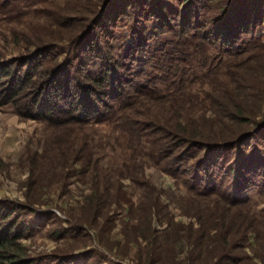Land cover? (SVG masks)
<instances>
[{
    "label": "rangeland",
    "instance_id": "374dc122",
    "mask_svg": "<svg viewBox=\"0 0 264 264\" xmlns=\"http://www.w3.org/2000/svg\"><path fill=\"white\" fill-rule=\"evenodd\" d=\"M162 1L161 27L187 36L185 26L195 19L192 0ZM222 2L201 1L196 27L206 18L232 10L225 5L227 0ZM153 4L151 0H0V65L13 61L0 83V93L17 86L25 76L28 57L40 48L56 45L58 54L52 60L43 53L36 56L43 58L42 66H54L61 59L69 64L67 50L77 37L104 52L109 44L111 51L105 56L111 62L133 57L124 72L115 69L114 86L135 77L132 71L139 74L122 88L127 105L121 109L114 101L121 121L115 117L98 124L61 121L50 125L27 117V112L19 114L10 103L0 105V202L10 203L14 211L19 206L41 214H29L33 233L17 241L27 256L42 258L39 264H57L52 256L65 254L68 257L60 264H264V191L255 193L261 182L253 181L246 193L249 202L229 203L225 169L236 161V149L224 153L214 177L217 193L228 201L190 178L193 163L208 153L206 149L190 150L186 173H172L170 165L176 162L165 165L171 160L166 157L169 151L178 160L191 142H209L216 132L229 130V124L256 131L257 148L251 139L245 141L244 150L264 164V92L258 102L254 97L256 90L264 89V29L241 33L236 45L225 44L228 53H218L220 41L206 43L212 55L205 66L210 74L201 75L206 82L194 85L190 99V89L186 96L179 95L160 81L163 56L155 47L161 42L171 50L170 40H177L172 32L148 41L143 56L133 49L140 35L160 31L162 22L151 17L156 12ZM237 7L238 17L245 18L244 4ZM260 7L258 16L264 24V4ZM108 18V29H101ZM79 44V39L73 43L74 53ZM186 61L185 66L192 62L203 73L194 55ZM79 66L83 84L92 87L83 64ZM67 68L65 76L75 74L74 67ZM99 71V62L91 61L88 72ZM32 88L27 85L19 91L17 101L18 105L28 103L33 115L44 105L53 106L52 99L65 109L80 101L74 86L67 95L60 89L46 92V83L40 92ZM142 88L156 92L144 93ZM94 99L92 105L98 108ZM165 134L168 143L162 148ZM181 140L183 145L170 148ZM23 212L12 232L23 223ZM1 224L0 232L7 227Z\"/></svg>",
    "mask_w": 264,
    "mask_h": 264
},
{
    "label": "trees",
    "instance_id": "16d2710c",
    "mask_svg": "<svg viewBox=\"0 0 264 264\" xmlns=\"http://www.w3.org/2000/svg\"><path fill=\"white\" fill-rule=\"evenodd\" d=\"M151 1L154 2L153 5H155L154 8H156V12L154 13L155 17H151L160 24V22H162V19L165 17L164 12H162L164 5L163 1ZM201 1L205 0H192L190 2V6L193 9V14L195 13V19L192 24L190 22L191 26L188 24L189 22H187V25L185 26V30L183 32L187 33V36H181L173 30H166V28H162L161 26L164 25L163 21L159 26L160 31H147L145 34L140 35L135 40L133 46V49H135L134 51H137V54L143 56L146 54L145 50L148 41H150L154 37H158L159 34L172 32L170 34H172L173 36L175 35V38L177 40H170V43L172 45L171 50L164 49L166 43L161 42H159L155 47V50L160 51L161 55L163 56V59L161 60V62L163 63L159 65V71L161 74L160 81L165 84L166 88H168L169 86V88L174 89L172 91L178 90L179 95L186 96V91L190 89V99L194 97L192 92V90L194 89V85L197 84L199 86H203V83H205L206 80L202 78V76L210 74V69H206L205 66L208 61H211L212 55L208 54L206 43L211 45L216 41H220V45L217 46L218 53H228V51L226 50L229 48V46L237 44L236 42L241 33H249L254 31V29H264V24L262 22L263 19L259 18L258 16V12L261 8L260 6L264 4V0H227V3L225 5H229L230 9H232L233 11L231 10L228 12L229 9H226L224 13H219L214 18H206L203 24H200L198 25V27H196V22L199 21L198 12L200 8L198 6H200ZM222 1L224 2V0ZM241 3L245 6V10L242 9L241 11H247L244 16L245 18L238 17L239 12H237V10L235 11V7L236 9H239V7L237 6L242 5ZM224 7L225 6H222V8ZM248 14H250V16H248ZM99 16L100 13L97 16L98 19L100 18ZM108 20L109 18L105 19L106 22L102 21L103 23H101V20L100 22H98L102 24L101 29L103 27H105L106 30L108 29ZM230 21L232 22V24H229ZM168 27L170 26L168 25ZM78 39L80 47L78 51L74 53L73 50L75 49V46L72 45ZM81 39L82 38L77 37L76 40H73L72 43H70L71 45L67 50L69 55L68 60H70L69 64H67L68 62L65 63L66 61H63L61 59L54 66H42L43 58H36V56L43 53L51 60L52 58L57 59L58 54H56V45L52 47L45 46L44 49L40 48L34 51L35 54L28 57L31 60L29 64L25 66V76L19 80L17 86L9 90H3V92L0 93V105L10 103L16 107V111L19 114L27 112V117H38V119L44 120L50 125L56 124L57 122L61 123V121L62 123L74 124H98L102 121H109L110 119H113L115 117H118L117 120L121 121L120 116H117L116 114L118 112V107L115 108L114 101H117L119 103L118 105L121 109L127 105V95L123 93L124 91L122 90V88L125 85L130 86L133 83L135 77H137L139 74L137 73V71H132V74L136 73L135 77H129V79H125L124 81L123 79L120 80L118 78V80H120L117 82L119 85L116 84L115 86L113 85L115 82L112 81V78H114L115 76V69L119 68L121 71H123V69L127 68L130 59H133V57H128L129 55L127 54L128 56H123L122 58H118V60L111 62L109 60V57L105 56L108 54V52L111 51L109 48V44L104 45V48L107 49V52H104L101 51V48H98V46L94 47L88 42L81 41ZM224 45L226 47L223 48ZM71 53H74V55H71ZM193 55L198 59L199 66L204 69L203 73L197 72L196 65H194V63L192 62H190L188 66H185L183 64L187 62L186 60L189 56ZM236 55L234 57H237ZM28 58L27 60H29ZM93 60H97L100 64V71L95 75H91L88 72L90 62ZM229 61H231V59ZM12 63L13 61L10 60L5 64L0 65V83L2 82V79L9 74V67H11ZM80 63L83 64L82 70L86 72V77L88 76V78L92 82V87L90 88L83 84L82 80L80 79V75L77 74ZM63 65L68 67L67 69L74 67V69L76 70L75 74L69 77L65 76L63 74ZM39 66L42 67L38 71L37 69L39 68ZM230 66H232V64H230ZM107 75L108 77H106ZM119 75L120 74L118 72L117 76ZM155 79L160 78L156 76ZM150 81L154 83L153 80H149V82ZM45 83L47 89L46 92H53L56 89H60L63 91V93L66 92V95L68 93H71L68 90L72 89L71 86H74V90H76L78 93L80 92L79 103L72 106L71 108L65 109L56 106L55 100L52 99L53 106L47 107V105H44L45 108L34 115L29 113L30 107L28 106V103H19L18 105L17 95L19 94V91L27 87V85H30L31 87H33L32 90L36 89V92H40V89L45 87ZM94 85L97 86L96 90L93 89ZM104 86H107L109 88L104 90ZM141 90L145 91L144 93L156 92L155 88H142ZM262 91L264 92V89H260L259 91L256 90L257 95L254 94L257 102L263 97ZM97 95H99V98H97ZM107 96L110 97V99L107 100ZM94 98L98 100V108H96V105H92L94 104L93 100L95 101ZM99 101H101V103ZM238 117H242V115H238ZM230 118L232 120L236 119L234 116ZM227 128L229 130L221 135L219 134L221 131L216 132L218 133L217 137L211 139V141L209 142H191L189 146L187 145V147H185L186 151L180 155L178 160V155H173V153L169 151L166 157L171 158V160L165 162V165L169 167L172 162H176L177 165H170L171 168H173L172 171H174L172 173H174L175 175L176 173H186L188 169L187 166H185V162L192 157V154H189L190 150L195 149L196 151H199V149H206L208 153L206 152L207 154H205L202 159H198L193 163L192 166L194 167V172L190 175V178L194 180L193 182H196L198 185H202V187L204 186L205 190L208 189L209 191H211V193L216 195L219 199L225 200V197L217 193L216 186L214 185V177L216 176L215 171L221 169L220 167L222 165L221 163L218 164V161L222 159L224 153L228 149L235 148L236 161L233 164L229 165V167L225 169V172H227L226 176L230 181L228 192V194L230 193V195H228L230 199L229 203L242 204L246 203V201L249 202V200H245L249 197V195H246V193L253 187L252 184L255 179H258L261 182V184H257L259 190H257L255 193L264 191V164H262L263 162L259 158L255 159L251 158L252 156L250 157V155L247 156L246 151L244 150V145H246L247 141L249 143L251 139H253L254 141L252 142V146H255L257 148L260 137L258 138V134L256 133V131L251 132L252 130H242L238 127L231 128V124H229ZM162 137L163 138L161 139L162 142L160 146H162L163 148L168 143L166 141V137L169 136H166L165 134ZM183 144L184 140H181L180 142H173L170 145V148L179 147ZM206 155H209V157L207 158ZM258 156L260 157L261 155L259 154ZM207 159L209 163L205 162ZM217 165L219 168H216ZM205 192L206 191H201L200 193ZM231 194L235 196H231ZM16 208L17 211H14V208L10 203H8V205H5L4 202H0V227L2 226V222L7 223V227L5 228V230H2V232H0V264H39L42 258H30L29 256H27L24 252V249L19 245L17 241L26 238L33 233V228L30 226L29 214H41H39L36 210H31L29 208L24 209V207L21 208L19 206H17ZM21 209L24 210L23 223L12 232V228L14 227L13 223L16 222V219L19 218V215L22 213H20ZM67 257V254L60 255L58 257L52 256V260L55 263L60 264L59 260L64 261Z\"/></svg>",
    "mask_w": 264,
    "mask_h": 264
}]
</instances>
